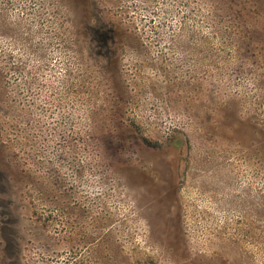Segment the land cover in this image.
Masks as SVG:
<instances>
[{"label": "rangeland", "instance_id": "rangeland-1", "mask_svg": "<svg viewBox=\"0 0 264 264\" xmlns=\"http://www.w3.org/2000/svg\"><path fill=\"white\" fill-rule=\"evenodd\" d=\"M0 264H264V0H0Z\"/></svg>", "mask_w": 264, "mask_h": 264}]
</instances>
